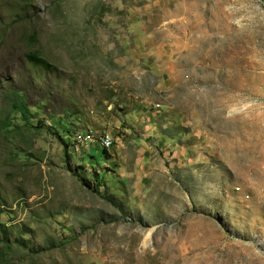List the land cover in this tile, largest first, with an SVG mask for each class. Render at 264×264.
Returning a JSON list of instances; mask_svg holds the SVG:
<instances>
[{"label": "rangeland", "instance_id": "1", "mask_svg": "<svg viewBox=\"0 0 264 264\" xmlns=\"http://www.w3.org/2000/svg\"><path fill=\"white\" fill-rule=\"evenodd\" d=\"M0 264H264V0H0Z\"/></svg>", "mask_w": 264, "mask_h": 264}, {"label": "trees", "instance_id": "2", "mask_svg": "<svg viewBox=\"0 0 264 264\" xmlns=\"http://www.w3.org/2000/svg\"><path fill=\"white\" fill-rule=\"evenodd\" d=\"M27 59L30 63H32L33 65H40L45 67L46 69H51V65L49 64L50 62L44 58L41 53L37 50H33V51H29L27 53ZM16 92H18V90L16 89H12V91L10 93H8L7 95L10 94H15ZM12 109L15 110L17 112V114L20 115L21 119H23L24 121H28L30 119V108L27 106V104L24 102V100L22 99V97L18 100V101H12ZM38 122H44L43 120H38ZM51 129V128H50ZM58 137L62 140L61 143L66 147L67 152L65 153V162H66V166L67 168L73 172L74 176L78 177V179L81 181L82 185L86 188H88L91 191H96V187L94 184H92L91 181H88L86 179H83L82 177L79 176V174L77 173L76 169H72L71 167V159H70V153L68 152V144L65 143V141L63 140V138L60 136V134L58 133ZM70 154V155H69ZM1 229L4 230V227L1 226Z\"/></svg>", "mask_w": 264, "mask_h": 264}, {"label": "built area", "instance_id": "3", "mask_svg": "<svg viewBox=\"0 0 264 264\" xmlns=\"http://www.w3.org/2000/svg\"><path fill=\"white\" fill-rule=\"evenodd\" d=\"M74 141L82 144H91L93 142H98L103 148H109L112 145V139L109 135H95L93 132L88 133H76L74 135Z\"/></svg>", "mask_w": 264, "mask_h": 264}, {"label": "clouds", "instance_id": "4", "mask_svg": "<svg viewBox=\"0 0 264 264\" xmlns=\"http://www.w3.org/2000/svg\"><path fill=\"white\" fill-rule=\"evenodd\" d=\"M88 132H93L95 135H97V136H99V135H106V134H103V133H101V134H99V133H97L96 131H93L92 129H89V130H87V131H74L73 133H72V131H67V130H63V133H62V135H60L62 138H63V140L65 141V143H67L68 144V147H69V144H70V146H71V144H72V142H71V140L77 145V146H79V145H88V146H90L91 144H93V143H98V142H93V143H91V144H82V143H77L76 141H74V135L76 134V133H88ZM60 134V133H59ZM107 135H109V136H111V139H112V145L109 147V148H103V151L104 150H109V149H111V147L113 146V144H114V142H113V138H112V135L111 134H107ZM71 142V143H70ZM100 144V143H99ZM101 145V144H100ZM69 152V151H68Z\"/></svg>", "mask_w": 264, "mask_h": 264}, {"label": "bare ground", "instance_id": "5", "mask_svg": "<svg viewBox=\"0 0 264 264\" xmlns=\"http://www.w3.org/2000/svg\"><path fill=\"white\" fill-rule=\"evenodd\" d=\"M150 235H152V234H149V235H148V236H149V237H148L149 240H151V239H150V237H151ZM149 240H147L148 242L145 240V241H146V245L149 244ZM144 243H145V242H144Z\"/></svg>", "mask_w": 264, "mask_h": 264}]
</instances>
